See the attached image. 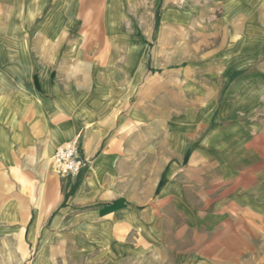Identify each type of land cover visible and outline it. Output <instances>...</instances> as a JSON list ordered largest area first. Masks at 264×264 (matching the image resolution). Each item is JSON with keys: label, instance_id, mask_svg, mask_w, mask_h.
<instances>
[{"label": "crops", "instance_id": "1", "mask_svg": "<svg viewBox=\"0 0 264 264\" xmlns=\"http://www.w3.org/2000/svg\"><path fill=\"white\" fill-rule=\"evenodd\" d=\"M0 182L14 264L264 251V0H0Z\"/></svg>", "mask_w": 264, "mask_h": 264}, {"label": "rangeland", "instance_id": "2", "mask_svg": "<svg viewBox=\"0 0 264 264\" xmlns=\"http://www.w3.org/2000/svg\"><path fill=\"white\" fill-rule=\"evenodd\" d=\"M50 163H51V160H50ZM19 183L20 185H22L24 189L23 191L25 193L26 191H28V189L30 190L33 188L32 187L33 183H28V182H19ZM212 190H214L213 191L214 194L213 193L212 194L215 196L224 193V188H222L219 184H217L215 188L213 187ZM198 193H201V190ZM11 197L14 198V182H0V211L1 210L6 211L10 209L11 206H12L11 208L14 209V202H5L6 199H9ZM214 205L215 203H211V207H213ZM2 238L3 236H0V264H14V252L8 249V246L4 244V241ZM252 253L255 254V256L257 255L254 261H257L256 258H259L260 259L258 260L259 262L262 260L260 257L264 256L263 250H259L258 252L244 251L243 252V262L245 264H250L251 262L250 256Z\"/></svg>", "mask_w": 264, "mask_h": 264}, {"label": "built area", "instance_id": "3", "mask_svg": "<svg viewBox=\"0 0 264 264\" xmlns=\"http://www.w3.org/2000/svg\"><path fill=\"white\" fill-rule=\"evenodd\" d=\"M85 163L76 144L59 147L51 160L52 171L57 176H75Z\"/></svg>", "mask_w": 264, "mask_h": 264}, {"label": "bare ground", "instance_id": "4", "mask_svg": "<svg viewBox=\"0 0 264 264\" xmlns=\"http://www.w3.org/2000/svg\"><path fill=\"white\" fill-rule=\"evenodd\" d=\"M67 145V144H66Z\"/></svg>", "mask_w": 264, "mask_h": 264}]
</instances>
